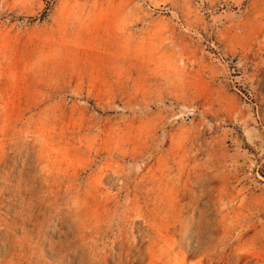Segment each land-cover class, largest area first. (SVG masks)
Masks as SVG:
<instances>
[{
    "label": "rangeland",
    "instance_id": "rangeland-1",
    "mask_svg": "<svg viewBox=\"0 0 264 264\" xmlns=\"http://www.w3.org/2000/svg\"><path fill=\"white\" fill-rule=\"evenodd\" d=\"M0 264H264V0H0Z\"/></svg>",
    "mask_w": 264,
    "mask_h": 264
}]
</instances>
